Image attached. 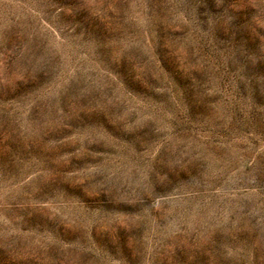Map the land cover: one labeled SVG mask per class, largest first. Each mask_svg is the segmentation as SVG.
<instances>
[{"label": "rangeland", "instance_id": "1", "mask_svg": "<svg viewBox=\"0 0 264 264\" xmlns=\"http://www.w3.org/2000/svg\"><path fill=\"white\" fill-rule=\"evenodd\" d=\"M0 264H264V0H0Z\"/></svg>", "mask_w": 264, "mask_h": 264}]
</instances>
